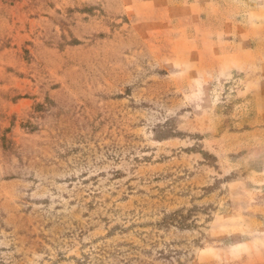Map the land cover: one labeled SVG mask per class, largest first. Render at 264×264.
<instances>
[{
    "label": "rangeland",
    "instance_id": "obj_1",
    "mask_svg": "<svg viewBox=\"0 0 264 264\" xmlns=\"http://www.w3.org/2000/svg\"><path fill=\"white\" fill-rule=\"evenodd\" d=\"M0 264H264V0H0Z\"/></svg>",
    "mask_w": 264,
    "mask_h": 264
}]
</instances>
